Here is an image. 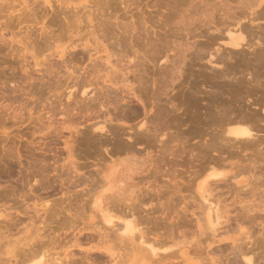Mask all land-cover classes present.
Returning <instances> with one entry per match:
<instances>
[{
  "label": "rangeland",
  "instance_id": "rangeland-1",
  "mask_svg": "<svg viewBox=\"0 0 264 264\" xmlns=\"http://www.w3.org/2000/svg\"><path fill=\"white\" fill-rule=\"evenodd\" d=\"M100 1H101V4L107 2V5L105 4V6H106L105 8H107V6H109L110 3L115 5V7H114V5L110 4L111 8L108 7V9H107L108 11H104V13L101 12V13L105 14L104 20H107L109 16L115 17V13L117 16L120 15V18H123V20L121 19L120 22H123V21L125 22V20L129 21V19L131 20V17L130 18L127 17V19H124L123 16H125L126 13L124 12L125 11L123 9L124 7L122 8V3L120 0H117L118 1L117 4H115V0H111L114 3L110 2L109 0H105V2H103L102 0H100ZM122 1H124V0H122ZM129 1L131 2L132 0H129ZM133 1H132V3H134V4L137 2L135 4V6L139 5L141 7L142 6L144 7L146 4H149L150 6L153 4L155 6L156 4H154V3H157L158 7H159V6H161L160 4H164V3L168 2V0H135L134 2ZM234 1L236 2V0H233L231 2H234ZM170 2H168V3H170ZM77 3H78V5H77ZM80 3L83 6L84 0H66V1L65 0H52L51 1V4L53 5V7H55V6L57 7L56 9L59 10V13H60V11L62 12L64 10V12L60 14L61 17H59L60 20L62 19V17L64 18V19H62V26H60L61 21H59V19L58 20L56 19V21H58V22H56L54 20L55 17H53V16H56L57 14L59 16L58 11L56 10L55 11L56 14H55V12H54L55 9H53V8H51V9L47 8L48 10H45V8L48 7V5L44 3V0H0V33H1L0 35L4 36V37H2L4 39V41L6 40L5 42H2V43L0 42V215L2 214V216L0 217V264H13V263L16 264V262H19V264H22V263H24L25 258L27 259L26 256L28 254H31L33 251L34 252L36 251V253H32L33 255H30V256L33 257V256H35V254L36 255L41 254V255H39L40 257H38V255H37V256H35V258H32L33 259L32 261L27 260V262H25V264H27V263H32V264L33 263H39V264L43 263L44 264L45 262H47V260L50 263V260L53 261V258L54 259L56 258L57 260L59 259L60 262H62V264H187L188 261L185 259L187 257H189V259H190V257H194L196 254V253H193V251H196V252L198 251L197 255L200 254L198 260H196L197 262L198 261H200V262H198V263L195 262V257H194L195 263H192L191 262L192 259H190V262H189L190 264L191 263L192 264H201V263L202 264H206V263L212 264L210 262L211 257H213L214 259L217 258L215 260H218V262L213 263V264H221L222 262H223L222 264H231V263L232 264H236V263L242 264V262H244V261H242L241 257H239V258L236 257L237 258L236 259L234 253H229V252H232V250L230 248V247H232L230 244V240H223L228 236V235H225L224 232H226V234H228L227 231H228V229L230 231V227H236L237 224H240V223H242V226L244 225L246 227V229H248L249 231H252L251 232V234H252L251 238L254 239V241L256 242V245L249 243L248 247L253 245L254 251L257 249L256 250L257 252L255 251V253L258 254V252H259V254H258L259 257L256 256V259H257L256 262H258V264H261V262L264 263V235H262V236L260 235L261 234V224H262L261 222L264 220V217L262 218L263 220L261 219V222L259 221L260 219L259 220L254 219V221H253V219L249 218L247 220V219H245L246 214L243 213V211L240 209L241 208L240 206H242V205L235 204L236 208L232 205L233 207L231 209L234 212L231 210V212H232L231 213L232 216H231V220H230L231 222L229 221V223H223V225L220 226V230H218V232H217L218 235L216 234L217 237H213L212 232L210 230L211 228H209L210 224L207 223L209 225L208 226L205 223L206 221H208L207 217H206V213L203 212L204 209H202L201 206L198 205V204L201 205L202 204L201 202L203 201L202 207L204 206V200L202 199V194H207L206 193L207 188H209L212 184H214L212 182L213 179L208 177V176L210 174H212L211 172L215 171L216 169L217 170L213 173L219 174L220 175L219 178L222 179V181H225L224 178H226V181L223 182V184L222 183L220 184L222 187L219 185L217 186L218 189L220 187L221 190L218 191L217 188L214 187V188H216L215 189L216 191H215L214 188H212L216 192V193L215 192H213V193H214V195L215 194L218 195V193H219V196L223 197V198H220L219 196L218 197L222 200H226V201H224L225 203H228L231 205L234 197H236L237 199L240 197L244 198L242 200H245V202L247 200L248 203H249V201H251L250 203H253L255 200L253 202H252V200L255 199L254 197H256L255 202L264 203V165H262V163L259 164V162L261 160L258 159L260 161L257 164V168L255 167L256 168V170H255L253 168V165L251 164L253 161H249L255 157V155H253V154L256 153V150L250 149V150H246V151L243 150L242 151V150L236 148V146L235 147L233 146L236 149H234L232 147L233 150L231 149V151L229 150L231 147H228V149L225 147V149H224L222 146V149H221V145H225V144L224 143L222 144L221 143L222 140H220L219 143L216 142V145H218V146L221 143L219 146L220 150L217 149V151H216V152H218V154L213 152L212 150H211L212 151L211 152L208 147H206V148L204 147L205 146L204 144L208 143L207 141L212 140V139L208 140V137L211 138L213 136V134H211L212 132L217 133L219 131L218 128H217L216 132H214L212 129H213V127H215L214 129L216 130V127H218V123L220 122V120H219L220 118H218L219 122L217 120L215 121V124L217 123L216 125L214 124L213 121L212 122H201L202 125L200 124V122L195 121V120H197V118H195L196 115L198 117H200L201 120H202V118L206 117L204 114V110H202V109L206 108V107L203 108L204 106L209 107L212 104L216 105L219 103H220L219 104L220 106L225 105L220 100H216L217 101V103H216V101L214 99L215 97L212 96V95H215V93H213V92L216 91V86H215L216 84H214V83L215 82L217 83V81H216L217 79L214 78L213 71H211V70H213V69L218 70L219 68L221 69V67L218 68V66H217V68H216V66L213 67L214 65L210 66L211 64H209L207 61L210 58V55L208 53L210 51L214 52L215 48H217L218 46H221V44L218 43L220 41L218 39H216V41H215L216 45H212L214 43V41L212 43V40L210 39L211 42H209V44H208V41H206V40H209V38L207 39V35L209 37V34H210V33H208V31H206V32L205 31H203V32L202 31H192V32L191 31L190 32L189 31H179L178 32V31H160L159 30V31H157L158 33L156 31H152V33H150L151 31L150 32L143 31V33H142V31L141 32L140 31H134L135 38L132 35L128 39H123L124 36H123V34L121 36V31H113V32L111 31L112 34L110 32L106 33V31H105L104 33L108 34L107 36H110V37L107 38V36H106V38H107L106 39L107 41H106L104 39V36H105L104 35L103 37H101V40H103V41L105 40L104 41L105 44L109 45L108 48L116 46L117 48H113V49H116L117 51L116 50H113V51H116V52L119 51L120 52V50L124 51V49H125V51L127 50L129 52L131 50L136 49V50H139V52H141L142 55H144L145 53L148 54V58H147V55H146V57L144 55L145 59H147L148 61H146L144 59V61L146 63L143 62L144 65H141V67L136 69L138 72L135 71V72L139 73L138 74L139 76L137 75L138 77L143 78L142 79L143 81L139 80V82H142V83L139 84L137 82V80L139 79L137 76L136 77L138 79H134V78H136L134 73L133 74L131 72L129 73V77L130 78L132 77L131 79H133V81L131 79L130 80L133 83H135L134 86L136 85L135 86L137 89L136 91L138 92V89L140 88L139 93H140L141 100L146 99V97H148L146 100H143L144 102L146 101V103H144L143 101H139L138 99L136 100V98H133L132 102H130V103H132V105H130V103H129L128 107L131 106L130 108H132L134 106L132 109L133 110L135 109L136 112H134L130 108L128 109V107L125 106L126 108L124 107V109H126L128 112L125 110L124 114L130 113V114H128L130 116V119H127V117H129L127 114H126L127 116L122 115L124 109L123 108L117 109L119 112H120V110H122V112H120V114L117 113L118 111L115 112V114L116 113L118 114L117 115L118 118L113 117V116H111V117H113V120L118 119V123H117V121H114V123L116 125L114 123L111 125L113 120H112V122H108V120H109L108 117H110V116L108 114H106V115H108V117L106 115L104 117L103 112H100L102 110L99 109L100 107L97 106L98 103L96 101H91V102L89 101L90 104H89L88 100L81 101V99H83L81 94L77 95V99L73 96L69 97L68 90L66 89V86L68 85L67 83L70 81V78H71L70 76L75 75L76 74L75 72L77 70H79L77 68L83 67L86 63H89L88 60H87L88 62L84 61V60H86V57H87L86 54L85 55L80 54L82 56V59H80V57H81L80 55H78V56L75 55L77 57V60L75 59L74 56H72V55L69 56L70 58L72 57L76 60V61L74 59L71 60L73 65L77 63L75 65V67L77 66L75 68V70H76L74 72L75 74L74 73L70 74V70L66 69V66H65L68 63H64L63 62L64 58H60V56L58 54V51H60L61 48L66 47V46H68V47L71 46V43H73V41H74L73 39L76 40L77 38H79L78 34H85L87 32V31H85L86 29L84 30L85 27L83 26V25H86V27H87V24L85 23L86 21H84L83 24L81 23V25H78L77 24L78 23L77 16L72 11V9L70 7V5H71L72 8L74 9L75 6L77 5L76 8L79 7L78 10H80V8H82V6H80L81 5ZM120 3H121V6L119 5ZM216 3L218 6L219 5L218 0H216ZM118 5L120 7H118ZM39 6H41V7H39ZM112 6L114 7V9L112 8ZM42 7H44V8H42ZM59 7H62L63 10ZM36 8H37V10H36ZM76 8L74 9V11L77 10ZM101 8L106 10L104 7H101ZM109 8H110V10H109ZM115 8H118V10ZM157 8H155V9H157ZM160 8H162L161 10L163 12L165 11L163 13L165 15H166L167 11L168 12L171 11L170 9L165 10L164 7H160ZM67 9L69 11L71 10L75 14L74 15L72 12L67 14V15L73 14L72 16H75L74 19L71 16H69V18L68 17L65 18V16H67V15H65V11L67 12ZM43 10H45V11H43ZM157 10L152 12L153 16L157 17L158 14L162 13L161 11H160V13H158L159 11H157ZM110 11H114L115 13L114 12L110 13ZM134 11H135V13H137L138 10H134ZM105 12H108V13H105ZM169 13H167V15ZM181 13H179V15H182V16L184 15V17L187 16L185 19L189 18L188 16H190V17L192 16L191 12L184 10V9H183V12L181 10ZM130 14L131 13H129V15ZM129 15L127 14L126 16H129ZM139 15H140V13L138 11V16ZM18 16H20V18L22 16L20 23H18ZM219 16H220V14H219ZM219 16H218V11H217L215 13V18L218 20ZM70 17L72 18L71 21L69 20ZM111 17H109L110 20H112L111 22H114L113 21L114 19H115V21L119 20V18H117V17H115V18H111ZM137 17H135V18L137 19ZM195 17L196 18L199 17V14L195 15ZM116 18L118 20H116ZM68 21H70V23L71 22L76 23V26H74V24H73V27L71 26L69 28L68 26L70 24L69 25L67 24V23H69ZM56 23H57V25H56ZM44 25H45V29L47 30V32L53 30L54 33H52V32L47 33V32L42 31ZM136 25H138V23ZM67 27L69 28V31H66L68 29ZM81 29L84 31H82ZM95 31L97 32V34L102 35L101 33L103 31H99V33H98V28H95ZM137 32H139V33H137ZM51 33H52V35H51ZM113 33L116 35H114ZM136 33H137V35H136ZM149 33H150V35L152 34L151 37L149 36ZM174 33H175V35H174ZM73 34H77V35H73ZM199 34H202V35L204 34V35L198 36ZM142 36L144 39L142 38ZM120 37H122V38H120ZM138 37H139V40H138ZM0 38H1V36H0ZM152 38L154 39L153 42H152ZM162 38H164V39H162ZM169 39H171V41ZM197 39H198V41H197ZM118 40L122 41V42H118ZM115 41H116V43H114V44H116V45L114 46V44H113L111 46L112 42H115ZM109 42H110V44H109ZM125 42H127V43H125ZM145 42H147V43H145ZM206 42L209 45L208 47H207ZM119 43L121 44L120 47L118 46ZM155 43H157L159 46L156 45ZM167 43L169 46L167 45ZM210 43H212V44H210ZM173 44H174L175 48H173L174 46L172 47ZM194 44H195V46H194ZM160 45H162V47H160ZM154 46H156V48ZM157 46L160 47V49ZM164 46L167 48V50H166V48H164ZM121 47H123V48L121 49ZM140 47H142V49ZM147 47H149V48H147ZM157 48H158L159 52H154L155 54L153 52H151V51H158ZM170 48L172 50H168ZM204 48H206V49H204ZM148 49H150V50H148ZM175 49L177 50V52ZM207 49H208V53L206 52ZM209 49H210V51H209ZM110 50H112V48ZM146 50H147V52H146ZM162 50L165 53H167L166 56H168V53H169V55L171 56V59H170V56H168L169 60H172L173 58H174V61L176 60L175 64H177V58L181 59V60L180 59L178 60V63L180 62V64H181V65L179 64L181 67H178V68H180V70L182 69L180 72H182L183 74L178 73L181 76H179L180 78L176 79V81L171 78L174 76V74L172 75V73L175 72L174 66H176V65L173 64L174 66L173 65L169 66V64H167V63L172 64L171 63L172 61L171 62L168 61L166 63L167 67H165V68H167V70L164 68V71L166 70V73L163 70H162L163 72L161 71L162 68H160V67L162 66V63H164V61H162L163 57L159 58V55H157V53L159 54ZM119 52L117 53L118 55H119ZM149 52L154 54V56H156V55L158 56V60H157V56L155 57V61H158L157 63H155V62L153 63L154 60L149 58V56H151V57L153 56V55H150ZM162 52H161L162 55L160 54V56H163ZM198 52L200 53V56H199L200 58L196 57L199 54ZM131 53H132V51H131ZM165 53H164V57H165ZM201 54H202V56H201ZM206 54H208L209 56ZM99 55L105 57L104 53H101ZM179 55H180V57H178ZM203 55H204V57H203ZM154 56H153V58H154ZM83 57H84V59H83ZM192 57H193V59H192ZM201 57L205 58V59L202 60ZM79 59L81 62L79 61ZM150 59L152 60V63H151ZM103 60H104V58L99 59L98 65L100 64V66H102V67L104 66L103 68H105L107 65L106 64L102 65V62L105 63V60L104 61ZM115 60L116 59L114 58L113 63L117 64V61H115ZM174 61H173V63H174ZM37 62L39 63L38 65H36ZM78 62L81 65L78 66ZM147 62H148V64H147ZM145 64H147V66ZM117 65H118L117 69H119L121 67L120 66L121 64H117ZM100 66H99V68H100ZM172 66H173V68H172ZM177 66H178V64H177ZM157 67H159L160 69ZM23 68L26 69L25 71L28 70L27 73H29V74H25L26 72L24 71ZM133 69H130V70H133ZM140 69H141V71H140ZM168 69H171L170 70L171 72L173 70V72L171 73ZM176 70L178 71L179 69H176ZM160 71H161V73H160ZM119 72H117V73L119 74ZM168 72L170 74H168ZM163 73H165V74H163ZM166 74H168V75L166 76ZM132 75H134V76H132ZM169 75H172V76H169ZM163 76H165V77L169 76V77L167 79H165V77H164V79H163ZM212 77L215 80L212 79ZM134 80L136 82H134ZM162 80L165 82L164 84L166 86H167L166 83L169 82L168 85L170 87L167 86V89H168V87L170 88L169 90H167L166 87H164V84H162L163 83ZM180 81H181V83H180ZM211 81H212V83H211ZM172 82L174 83V86L176 85L175 87H173ZM137 83L139 84V88H137L138 87ZM154 83L158 87H155L156 85ZM193 85H195V86L197 85L196 88H195V86L193 87ZM185 86H186V88H185ZM187 86L188 87L190 86L189 91H190V89L192 91H194L195 89H197V87L199 89L200 88L203 89V90L202 89L200 90V92L202 93V91H203V93L199 94V98L201 96L203 97V98L201 97L202 99L200 98L201 99L200 103H202V105L200 104L197 106L198 110L200 108L199 111L197 110V107L193 108L195 112L192 111L193 110L192 108L190 109L192 113L194 112V114L191 113L192 114L191 116L194 117L193 121H195L193 123L191 121L188 122L189 120L185 119V117H186L185 113L186 112L189 113L190 110L187 108H186V110H188V111H186L184 109H179L178 112L179 113L181 112V115H183L185 117L182 116L183 118L181 120L175 121L177 124L176 125L173 120H177V119H174L171 116V113H169V114L167 113L169 116H167V115L165 116V114H166L165 112L170 110L168 105H171L170 103L173 102L174 97H177V99H178L177 102L180 103L179 99L181 98V95L182 96L184 95L185 90L188 91ZM211 86L213 87V89ZM154 87H155V89H154ZM158 88H163V90H165V91H162L161 89L159 90ZM193 88H194V90H193ZM155 90H157V91H155ZM179 90H180V93H179ZM211 90H214V91L212 92ZM159 91L164 92L166 95L163 93L164 97L161 96L162 93H160ZM166 91H169L168 95H167ZM209 91L213 94L210 95ZM156 93H158V94H156ZM174 93H179V95L174 94ZM225 93H226L225 95L227 98L230 94H228L227 91H225ZM141 95L143 96V98ZM155 95H157V96H155ZM254 95H252V96H254ZM154 96L156 98L157 97L158 98L163 97L162 100L160 98L156 99L157 101L161 100L160 101L161 104L163 102L162 106H161V104H159L160 102H156V101L154 102V100H155ZM168 96H169V99H173L170 103H169L170 100L168 99ZM252 96L249 97L250 101L247 99L248 96H245L244 99H242V104H245L246 102L252 103L255 98H256L255 99V101H256L258 96H260V94H258V96L257 95H255L254 97H252ZM150 97H151V99H150ZM178 97H180V98H178ZM208 98H209V100H208ZM224 98H225V96H224ZM209 101L210 102L215 101V103L211 102V104H210ZM218 101H220V102L218 103ZM139 102L144 103L146 107L143 104L140 105L141 103H139ZM165 102H166V105L164 104ZM206 102L209 103L210 105H206L207 104ZM155 103H157L156 104L157 107H155ZM158 104L163 109V112L167 109V111L164 112L165 114H163V118L165 116L164 119L169 120L168 122L171 125V129L168 128L166 130V132L169 130L167 132V134L172 131L175 134V136L178 137V138H176L172 132L169 133L167 138L165 137L166 138L165 141L168 144L166 142L165 143L159 142V140H161V134H158V133H160V129L163 128V126L159 127V126H155L156 124H154L155 123L154 121H156V120H154L155 119L154 115L156 116L158 113L157 111L161 109V108L158 109ZM203 104H205V105H203ZM182 106H183V104L180 105L181 108H183ZM213 106L214 105H212V107ZM220 106L219 107L214 106V109L220 110L221 109ZM94 107H95V109H94ZM153 107H155V108H153ZM164 107H166V109H164ZM97 108L99 110H97ZM144 108L145 109L148 108V114H146L147 112L145 111ZM154 109L155 110L157 109L155 114H154V111H155ZM195 109L197 110V113H196ZM115 110H113L111 112L112 115H114L113 113ZM96 111H97V113H96ZM129 111H132L133 113L129 112ZM137 111L139 112L138 114H137ZM89 112L90 113L93 112V113L90 114ZM182 112H183V114H182ZM131 114H132V116H131ZM149 114H150L151 118L154 120V121L152 120L153 126H152V124H150L151 120H150ZM199 114H200V116H199ZM119 115H120L121 120L119 119ZM121 115H122V117H121ZM95 116H96V118H95ZM114 116H116V115H114ZM102 117H104V118L107 117V119H103ZM124 117L126 120H130V122L124 120ZM145 117H146V119H145ZM166 117H168V119ZM131 118H133V120ZM141 118H143V119L140 120ZM164 119H161V120H163V122H167ZM96 120H97V122H96ZM98 120H99V122L100 121L101 122L98 123ZM102 120L103 121L106 120L105 122H107V123L102 122ZM146 120H147V122L150 120V122H148V124H147V125H149L148 132H147L148 136L146 135L147 139L144 137V139H146V140H144V139L140 140L141 143L136 144L135 140H134L136 138L135 132H136V130L140 131L139 126L141 125L142 122H144ZM182 120H184V121H182ZM94 121L97 123V124L95 123L96 125H92L94 123ZM120 121H122V122H120ZM123 121H125V122H123ZM138 121H140V122L137 124ZM170 121H172L174 123H171ZM181 122H182V124H180ZM108 123L111 126H109ZM205 123H209V127H211V125H212V127L210 129H208L209 128L208 124L206 125ZM134 124H136L137 126ZM188 124H189V126H187ZM104 125H105V128L101 129ZM107 125H108V127H111V128H108ZM118 125L123 126V128L121 127L122 128L121 132L118 130L120 133L117 134L118 131H116L117 130L116 126H118ZM259 125H261V128L259 126L258 132L264 131V128H263L264 123H261V124L259 123ZM91 126L93 127L92 129L94 131L90 129ZM112 126L115 127L116 130L114 129V131H112V133H110L111 129L113 128ZM119 126H118V129H120ZM129 126H132L133 132L135 134L132 133V129H130L131 127L128 128V130H126L125 132L129 131L132 134H129V135L123 134L124 133L123 129L125 127H129ZM134 126H136V127H134ZM150 126H152L156 130L151 129L152 127L150 128ZM196 127L199 129L201 128L200 131H199V129L196 130L197 129ZM219 127H220V124H219ZM135 128H136V130H135ZM157 128H158L159 132L157 131ZM188 128L190 131L188 130ZM108 129H110V130H108ZM125 129H127V128H125ZM149 129H151V131ZM191 129H193L194 131L193 130L191 131ZM261 129H263V130H261ZM90 130L93 132H96L98 134V136L96 133H95L96 137L93 136L94 133H93V135H91L92 132ZM106 130H108L109 132H106ZM152 130L155 132L152 133ZM195 130H196V133H194V135H192V133L195 132ZM97 131L100 132L101 134L104 131L106 134L103 133V136H102ZM149 131L153 135L157 134L158 136L157 135L156 136L159 137L158 138L159 140L155 136L157 141L155 139V141L149 142V140H154V138H155V137H152V134ZM161 131H163V130H161ZM114 132H116V133L113 137H115L116 135H118V137H119L120 136L119 134H121L122 132L123 133L121 134V136L123 135L124 137H126V138H124L125 139L124 141H123V137L122 138L120 137L119 139H118V137L115 138L114 143L112 142V144L115 145L116 144L115 141H116L117 144H119L118 147H116L114 145L112 146V144H111V141H113V139H112L113 137H110V136H112ZM129 132H127V133H129ZM163 132H165V130ZM187 132L190 133V136L192 135L194 137L193 138L191 137L192 138L191 139L189 134H187ZM100 135L102 136V138L100 137ZM130 135L131 136L135 135V136L134 137L132 136L133 137L132 138ZM180 135L183 137V139L181 138ZM108 136H109V138H107ZM149 136H151V137H149ZM169 136H171V138H173V140H175V141L173 142V140L171 138L169 140L168 139ZM148 137H149V140H148ZM105 138L109 139L110 142L105 140ZM188 138H190V139H188ZM120 139H121V142L119 141ZM128 140H129L130 144H132L131 148L133 145L135 146V144H136V148L138 147L139 149L143 148V144L147 145L146 147L144 146L146 149L145 150V156H143V154H142L143 152H141V151H144L143 150L144 148L141 150H137L136 148H134V149H136V151L132 150L133 148L131 149L129 147L130 144L127 143ZM133 140H134V142H133ZM171 140H172V143H171ZM122 141L124 143H122ZM131 141H132V143H131ZM137 141L138 140H136V142ZM108 142L110 143V145L108 144ZM198 142H200V144H198ZM212 142H215V141L212 140L211 143ZM133 143H135V144H133ZM147 143L149 144V146ZM151 143L154 145H152ZM179 143H181V144H179ZM211 143H208V144H211ZM107 144L109 145L108 146L109 150L106 149ZM124 144L125 145L127 144L126 146L129 149L125 148L126 146H124V147L122 146V149L120 148L121 149L120 150L119 149L120 145H124ZM128 144H129V146H128ZM165 144H167V145H165ZM195 144H196V146L197 145L199 146L201 144L204 145L201 147L199 146L200 149L202 147L205 148L206 151L209 152V154L207 152H205L204 153L205 155H203V153H202L203 148L201 149L202 150L201 152L198 151L199 147L196 149L193 148L192 146H195ZM237 144H239V143H237ZM162 145H164V148L166 150H168L167 152H169V155L166 154L167 152L164 153V151H166V150L163 148ZM173 145H176V146H173ZM185 145H186V147H184ZM68 146L74 148L72 153L69 150ZM100 146H102L101 147L102 150L100 149V151H99ZM225 146H227V145H225ZM170 147H174L173 149H177L176 151H181V154L183 153L182 156L178 155L174 159V155L175 154L177 155V153L180 154V152H176L175 150H172V148H170ZM262 147L263 148H261V149H264V145ZM123 148L125 149L124 151H122ZM183 148H185V150H183ZM207 148L209 149V151L207 150ZM94 149H96V151L98 150L99 152L98 151L96 152ZM130 149H131V151H130ZM187 149L190 151L186 153ZM205 149H204V151H205ZM106 150H108L109 153H108V151L105 152ZM126 150H128V151H126ZM169 150L173 151V152L175 151L174 155H171ZM138 151L141 153H139ZM193 151H195V152H193ZM232 151H234V152L235 151L236 152L242 151V152H240L241 155L237 152L239 154L238 155L237 153L233 154L234 152H232ZM253 151H255V153H253ZM210 152H211V157H210ZM223 152L225 154L224 155L225 157L228 156L229 152L230 153L232 152L231 156H234L235 159L231 156H230L231 158H229V156H228V158H225L224 156H221V157L218 156L220 154L222 155ZM249 153H250V155L252 153V155L254 157L252 155L250 156ZM69 154H70V156H69ZM118 154H119V156H118ZM121 154H124V155H121ZM139 154H141V155H139ZM196 154L200 155V157L198 155H197L198 156L197 157ZM207 154L209 155L210 159L214 158V156L216 154L214 160H212L213 163H211V162L208 163L209 164V165L207 164L208 166L206 165V161H210V159H209ZM247 154H248L247 157L249 158V160L246 161V160H244V158H246ZM201 155L205 159L202 158V160H200ZM206 155H207V158L209 160H207ZM235 155H236V157L238 156L239 158L238 157L236 158ZM111 156L112 157L116 156V158L112 159ZM131 156L134 157L138 161V163L141 164V166H142L141 169L137 172H124L120 166H119V168L117 167L115 170V176H117L116 178L118 179L116 182L117 185L110 189L109 186L105 182H103V181H105V178H106L104 176L103 170L106 169L108 166H111L113 164L114 160L122 161L125 158L131 157ZM149 156H151L150 160H149ZM249 156L252 158L250 159ZM101 157L102 158L104 157V159L105 158H107V159L103 160V159H101ZM152 158L154 160H152ZM172 158L174 159V161ZM217 158H218V161L220 163L217 160H216L217 162L215 161V159H217ZM221 158H223V159L225 158L227 163L223 162L224 160H222ZM248 158H246V159H248ZM229 159H230L231 165L229 163ZM242 159H243V161H241ZM98 160L103 161V163L99 162L100 164L102 163L101 166L99 165ZM237 161L238 162L240 161L239 162L240 165L243 164L242 167L240 166L241 168H245L249 164H250V166L252 165L251 166L252 170L249 169L250 166H248L249 170H247V168H245L246 172L248 171L247 173H249V174H247L245 171H244V173L239 172V174H241V175H239L238 173L237 174L234 173L235 171L238 172L239 170L240 171L245 170V169L242 170L241 168L238 167L239 163ZM248 161H249V164H248ZM74 162H75V164H74ZM215 162H216V166H215ZM221 162H222V164L224 163L225 165L226 164L228 165V163H229L230 166L226 165V167H225L223 164V166L221 165V167H220L219 164H221ZM236 162H237V164H235ZM243 162L247 163L248 165L245 164L246 165L245 166ZM173 163H174V165H173ZM151 164H153V166ZM197 164L198 165L199 164L200 165L205 164L209 169L207 168V170L204 171L205 169L203 170V168H201L202 169L201 170L200 168H198L200 165L198 166ZM149 166H150V168H149ZM194 166H196V169H200L202 172L204 171V173H202V174L200 173L201 176L199 177V183L206 181L204 183L203 188H201L199 186L197 188L195 184L192 185V182H190V179H192L191 176L194 174V173H192V171L196 170ZM217 166H219V167H217ZM235 166H237L239 169ZM74 167H76V168H74ZM151 167H153V170L151 169ZM173 167H176V168H173ZM192 167H193V169H192ZM203 167L206 168L204 165H203ZM97 168L98 169L100 168V170H99L100 173L103 172V174H101V175L98 174L100 177L99 176L96 177V174L98 171ZM148 168L150 169V173H148L149 172ZM213 168H214V170H213ZM236 168L238 169V171L236 170ZM74 170H76L77 172ZM143 170L147 171V173ZM172 170H177V171L172 172ZM169 171H171L172 173H169ZM250 171L253 172L254 174L251 173ZM174 172H176V175ZM232 173L235 174V175H233L235 177L230 178V175H232ZM250 173L253 174L252 177L250 176L251 175ZM141 174H143V176H144L143 180L141 179L142 178ZM147 174H149V175H147ZM189 174H191V176ZM228 175H229V177H227ZM236 175L237 176L239 175L240 177L239 176L237 177ZM254 175L256 178L259 177L260 182L256 178L252 179L254 177ZM135 177L137 178L136 180H135ZM236 177L238 179L244 178V177L245 178L243 179L244 181L238 185L236 183V180H237ZM248 177H250V178H248ZM95 178L96 179L102 178L101 181L97 180L96 183L101 182L103 184L100 185L98 183L95 184V182H92L93 181L92 179L95 180ZM227 178L228 179L230 178L231 180H228ZM123 179H125V180H123ZM251 180H253V183L255 182V180L258 181V182H255L257 187L255 184L250 183ZM127 181H130V182H128V184H127ZM222 181H220V182H222ZM230 181H232V182H230ZM226 182H227V184H229L228 182H230V183L234 182L233 183L234 187L232 186V184L230 186V188H232L231 190L233 191V192L230 191L231 194L228 193L229 188L227 189V186L229 187V185H226V186L224 185V184H226ZM247 182H249V184L252 185V186L250 185L252 188L256 187L258 189V191H255L256 196H254V194H252V192H250V190H249L250 194L245 192L244 188H243L244 191H242L243 194H241L242 192L239 191L241 189L238 188V186L242 187V185L246 184ZM174 183H176L175 184L176 187L173 185ZM235 183L237 186L234 185ZM92 185L93 186H95V185L102 186V187L99 186L98 189H97V187H95L96 188L95 192L92 190L94 192L93 196L97 195V194L98 195H105L104 211L106 210L105 214L112 217L113 222L111 224L105 223L103 221L101 215L98 214L96 211H94V209H92V207L90 205V203L92 201L90 198V197H92V194L90 191H91V189L94 188V187L92 188ZM118 185L124 186V191H122L123 193L122 192L118 193V191H119ZM139 186H140V188H139ZM141 186L143 187V189L141 190V194L146 193V196L143 195L144 200L142 199V202H144V203H142V202L138 203V201L141 199L142 195H139L140 197L136 195V194H138V190L141 189ZM149 186H150L151 190L148 189ZM250 186L247 188V190L250 188ZM173 187L175 188V190L173 189ZM200 189H201V191L202 190L203 191L201 192ZM209 189H211V187ZM237 189H239V190H237ZM170 190H172L174 193ZM142 191H144V192L146 191V192L144 193ZM208 191H210V190H208ZM217 191H218V193H217ZM234 191L239 192V194H237V195L240 197H237ZM172 193L175 195H173ZM233 193H234V195H233ZM89 194H91V195H89ZM139 194H140V192H139ZM221 194L223 196H221ZM251 194L253 196H251ZM151 197H154V198H151ZM241 198H240V200H241ZM112 200L114 203L116 202L115 200H117L118 203L117 202L116 203L118 204L119 208L115 207L116 210L114 208V209H112V212H111V208H109V207L113 208V205L114 206L117 205V204L115 205L112 202ZM194 200H196V201H194ZM110 202H112L113 205ZM48 203H50L49 208H48V206H49ZM137 203L141 204L142 206H139ZM45 204H48V206ZM123 204H125V206L127 205L128 207L126 206L124 208ZM134 204H136V206ZM52 205H53V207L51 208ZM120 205L123 206V209H121L122 206L120 208ZM133 206H135V207H133ZM198 206L200 207V209H202L203 216L205 215L204 217L206 218V221L204 219L200 221L201 224L202 225L204 224L205 226H201L200 223H199L200 226L198 224H196V223H198L197 222L198 219H200V217L202 216V212H201V210H199ZM126 208H131V211H132V209L136 208V210H133L132 213L130 212V209L128 211V213L132 214V217H131V215L130 216L128 215V213L126 212L127 211ZM137 208H139V209H137ZM117 210L123 211V213H124L123 215L125 217L122 215V212L119 213ZM134 211H136L137 214L134 213ZM193 212H195L196 217H195V215L193 216V214H194ZM125 213H127V215ZM120 215H122L123 217H121ZM134 215L135 216L138 215L137 218ZM134 217L136 219H134ZM115 218H116V220H115ZM142 218H143V220H142ZM98 219H100V221L102 223ZM125 219L126 220H128V219L132 220L134 222V226H136V228H135L136 230L133 231L134 236H132V238L130 237L131 234H129V235L125 234L122 230L123 227H120V223L119 224L117 223V222H121V226H123L122 225L123 220H125ZM137 219H138V221H137ZM244 219H245V221H244ZM250 219L252 222H250ZM190 220H192V221H190ZM93 224L95 226H93ZM96 224H98V225H96ZM102 224H103V227L105 226V228L107 227L106 229L109 230V231L108 230L106 231L108 233L105 234V236H103V237H102V232H105V228L100 229L98 227L100 229V230H98V228L96 227V226H102ZM116 225H118V227H120L121 230H118L119 228L117 229ZM206 226H208L207 227L208 229L206 228ZM138 227L139 228L142 227L143 230H142V228L139 229ZM201 227H203V228H201ZM112 228L114 230L116 228L117 230H115V231L113 230L114 232H111ZM145 230H146V232H144ZM118 231H119V233H118ZM134 232H138V234L137 233L135 234ZM139 232L140 233L144 232L145 233V234L143 233L144 237H147L148 239H149V237L151 238V239H149L151 241L145 240L146 245H151L152 247L154 246L153 248L156 250V252L158 251L157 252L158 254L156 253V255H154L152 253V251H150L149 249L146 251V248H150V246H146L145 244H144L145 247H142V248H145L143 251L142 250L137 251L138 249L136 248V246H137L136 244L138 243L139 249L141 248V247H139V245L141 246V244H142V243L140 244V242L138 241V240H140V238H139L140 233ZM201 232H202V234L200 235L199 233H201ZM220 232H222V233H220ZM120 234H123V235H122L121 239H118L120 237ZM135 235H137V236L139 235L138 238H137V236L135 237ZM116 236H117V238H116ZM123 236L128 237L129 240L132 239V240H130V243L128 242L129 240L125 237H124L125 238L124 239ZM100 238H102V239H100ZM122 239H123V241L127 239L128 240L127 243H125V241H124V243H123V241H122V243H120ZM154 239L156 240V243H157L156 247H155V245H152V242H154L153 241ZM220 240H221V242H220ZM132 241H133V243H132ZM181 241H184V242H181ZM180 242H181L182 246L177 245V244H180ZM185 242H187V243H185ZM128 243L130 245L132 244V246H134L133 244L136 243L135 247H134V248H136V251L135 250L132 251L133 247L132 246L130 247V245H128ZM148 243H151V244H148ZM174 243H176V244H174ZM183 243H185L187 246ZM124 244L127 246L125 247ZM162 245H164V246H162ZM96 246H99V247L101 246L102 250L100 248H97ZM102 246L103 247L106 246V250H103L105 247L102 248ZM142 246H143V244H142ZM198 246H200L201 248ZM107 247L109 248V250H110V248L112 250H110V252H108L109 250H107L108 249ZM158 248L159 249L161 248L160 252H159ZM162 248H164L165 250H167L168 248H170L168 250L173 249L171 251V253L174 255V257L171 256L172 254L170 253V251L167 250V252H164L165 250H163ZM182 251L186 252V256H183ZM147 252L151 253V254H148ZM163 252H164V254H162ZM13 253H14L15 258H12V257H14ZM165 253L168 256H166ZM188 253H189V255H187ZM208 253H210V254H208ZM260 253H261V255H260ZM169 254H171V255H169ZM112 255L114 256L115 259L113 258ZM164 255H165V257L163 259ZM197 255H196V258H197ZM17 256H18V258H17ZM161 256H162V258H161ZM157 257L160 259L158 260ZM30 258L31 257H29V259ZM45 259H46V261H45ZM220 259L223 261H221ZM9 260L10 261L12 260V263ZM201 260H203V261H201ZM219 260L221 262H219ZM229 262H231V263H229ZM233 262H236V263H233ZM243 264H245V263H243Z\"/></svg>",
  "mask_w": 264,
  "mask_h": 264
},
{
  "label": "bare ground",
  "instance_id": "bare-ground-1",
  "mask_svg": "<svg viewBox=\"0 0 264 264\" xmlns=\"http://www.w3.org/2000/svg\"><path fill=\"white\" fill-rule=\"evenodd\" d=\"M52 1V0H51ZM51 1L50 0H44V3L45 4H47L48 5V7H46L45 8V10H48L47 8H53V9H55L54 10V12L57 10L58 11V13H59V10L58 9H56L57 7L55 6V7H53V5L51 4ZM66 1V0H65ZM103 2H105V0H102ZM110 2H113V1H111V0H109ZM121 1V3H122V8L125 10L124 12L126 13L125 14V16L128 14L129 15V13H131L129 16H123L124 17V19H127V17L128 18H130L131 17V20L129 19V21H126L125 20V22L123 21V22H120V20L122 19L123 20V18H120V15H116V13L114 12V11H110V13L111 12H114L115 13V17H117V18H119V20L116 18V20H118V21H115V19L113 20L114 22H111L112 20H110V18L109 17H111V16H107L108 17V19L107 20H104L105 19V14H103L104 13V11H108L107 9H108V7H110L111 8V6H110V4L111 5H114V4H112V3H108L109 4V6H107V8H105L106 6H105V4L107 5V2H105V3H102L101 4V1L100 0H84V4H83V6H82V4L80 5V6H82V8H80V10H78L79 9V7H77L76 8V6L78 5V3H77V5L75 6V8L78 10H76V11H74V9L72 8V6L70 5V7H71V9H72V11L76 14V16H77V21H78V25H81V23L83 24V22L84 21H86L85 23L87 24V27H86V25H83L84 27V30L85 31H87L85 34H78L79 35V38H77L76 40L75 39H73L74 41H73V43H71V46H66V47H63V48H61L60 49V51H58V54H59V56H60V58H64V60H63V62L64 63H68L67 65H65L66 66V69H69L70 70V74L71 73H74L76 70H75V68L77 67H75V65L77 64H74L73 65V63H72V59H74V58H70L69 56H74L75 57V59L77 60V57L76 56H78V55H80V54H86V60H84V61H89V63H86L83 67H80V68H77V69H79V70H77L74 74L75 75H71L70 77V81L67 83L68 85L66 86V89L68 90V94H69V97H71V96H73V97H75L76 99H77V95L78 94H81L82 95V98L83 99H81V101H86V100H88V102L90 101H96L98 104H97V106H99L100 108V110H102V111H100V112H103V115H104V117H105V115L106 114H108L110 117L111 116H113V117H116V118H118L117 117V113H119L120 114V112H122V110H120V112L117 110V109H124V107L125 106H127L128 107V104L130 103V102H132V100H133V98H136V100L138 99L139 101H143V100H146L148 97H146V99H142L141 100V97H140V88H139V84L140 83H142V82H139V80L140 81H143L142 79V77L140 78V77H138L139 75V73H137L138 71L136 70L137 68H139V67H141V65H144V63L143 62H145L144 61V59H145V57H146V55H147V58H148V54H144L145 55V57H144V55H142L141 54V52H139V50H136V49H134V50H131L132 51V53H131V51H125V49H124V51L123 50H120L119 48V50H120V52H119V55L117 54L118 52H116L117 50L116 49H113V48H117L115 45L116 44H114V43H116V41L115 42H112V44H111V46L114 44V46L115 47H111L112 48V50H110L111 48H108L109 47V45L108 44H105V40L108 38V37H110V36H107L108 34H106V33H111V31L113 32V31H121V36H122V34H123V36H124V38L123 39H128L129 37H131L132 35L134 36L135 34H134V31H142V33H143V31H147V32H150V33H152V31H208V33H210L209 34V37H208V35H207V39L209 38V40L211 39L212 40V43H213V41H214V43L212 44V43H210V44H212V45H216V43H215V41H216V39H218L220 42H218L219 44H221V46H218L217 48H215L214 49V52H211L210 51V49H209V53H208V49H207V53L210 55V58H209V60H207L208 61V63L209 64H211L210 66H212V65H214L213 67H215L216 66V68H217V66H218V68L219 67H221V69L219 68L218 70L216 69V70H211V71H213V74H214V78L215 79H217L216 81H217V83L215 82L214 84H216L215 86H216V91L215 92H213L214 90H211L213 93H215V95H212V96H214L215 98V101L216 100H220V101H222V103L223 104H225L224 106H220L219 104V102L220 101H218V103L219 104H212V105H214V106H220L221 107V109L220 110H215L214 109V106L212 107V105L211 106H209V107H207V106H204L203 108H205V109H202V110H204V114H205V116L206 117H204V118H202V120L200 119V117H198L197 115V117L195 116V118H197V120H195L196 122H200V124H201V122H214V124H215V121L217 120L218 121V118H220L219 120H220V122L218 123V127H216V130L214 129L215 127H213V131L214 132H216L217 131V128L219 129V131L217 132V133H211V134H213V136L211 137V138H209L208 137V140H210V139H212L213 141H215V142H212L211 143V141H207L208 143H211V144H208V143H205L204 145H199L200 147L201 146H204L205 148L206 147H208L209 149H210V151L212 150L213 152H215V153H217L218 154V152H216L217 151V149H219V146H220V144L222 143H224L225 145H227V146H225V145H221V149H222V146H223V148L225 149V147L228 149V147H231L229 150L231 151V149H232V147L234 146H236V148H238V149H240V150H250V149H254V150H256V153H255V151H253V153H255V154H253V155H255V157L252 155V153H251V155L254 157L253 159H251L252 157H250L251 155H250V153H249V157H250V159L251 160H249V158L247 157L248 156V154L246 155V158H248V159H246V158H244V160H249V161H253L251 164L253 165V168L256 170V168H257V164H258V162H259V164L260 163H262V165H264V149H261V148H263L262 146L264 145V131H261V130H263V129H261L260 131L261 132H258V130H259V126H260V128H261V125H259V123L261 124V123H264V0H236V2L234 1V2H231V1H233V0H218V6H217V3H216V0H168V2H170V3H168V2H166V3H164V4H160L161 6H159L158 7V4L157 3H154V4H156L155 6L153 5H149V4H146L144 7L142 6H139V5H136L135 6V4L137 3H132V1L130 2L129 0H124V1H122V0H120ZM135 1V0H134ZM133 1V2H134ZM130 2V3H129ZM67 3V2H66ZM76 3V2H75ZM114 3V2H113ZM118 3V1L117 0H115V4H117ZM121 3L119 4L120 6H121ZM149 3V2H148ZM160 3V2H159ZM125 4V5H124ZM68 5V4H67ZM103 5V6H102ZM118 5V7H120ZM163 5V6H162ZM46 6V5H45ZM39 7H41V6H39ZM65 7V6H64ZM101 7H104L106 10H104L103 8H101ZM114 7H115V5H114ZM114 7L112 6V8L114 9ZM117 7V6H116ZM158 7V8H157ZM160 7H164L165 8V10H168V9H170L171 11H167L166 12V15H167V13H169L167 16L165 15V14H163L164 12L161 10L162 8H160ZM42 8H44V7H42ZM59 8H61L62 10H63V8L62 7H59ZM110 8H109V10H110ZM155 8H157V9H155ZM163 8V9H164ZM33 9V8H32ZM52 9V10H53ZM60 9V10H61ZM115 9H117L118 10V8H115ZM183 9L184 10H187V11H189V12H191L192 13V16L190 17V16H188L189 18H187V19H185L187 16H185L184 17V15L182 16V15H179V13H181V10H182V12H183ZM34 10V9H33ZM32 10V11H33ZM36 10H37V8H36ZM45 10H43V11H45ZM102 10V11H101ZM134 10H138L139 11V13H140V15L138 16V11H137V13H135V11ZM155 10H157V11H159L158 13H160V11L162 12L161 14H158L157 15V17L156 16H153L152 15V12L153 11H155ZM218 11V16H219V14H220V16H219V19L217 20L216 18H215V13ZM35 11V10H34ZM71 10L69 11L68 9H67V12L65 11V15H67V14H69L70 12H72ZM116 11V10H115ZM134 11V12H133ZM64 12V10L61 12L60 11V13H59V16H58V14L56 15V16H53V17H55L54 18V20L56 21V19L58 20L59 19V17H61V13H63ZM72 12V13H73ZM101 12H103V13H101ZM73 13V14H74ZM105 13H108V12H105ZM55 14H56V12H55ZM73 14H70V15H67V16H65V18L66 17H68L69 18V16H71V17H73V19L75 18V16H72ZM74 14V15H75ZM113 14V13H112ZM124 14V13H123ZM136 14V15H135ZM182 14V13H181ZM199 14V17H195V15H198ZM111 15V14H110ZM122 16V15H121ZM138 16V17H137ZM70 17V21H71V18ZM104 17V18H103ZM106 17V18H107ZM114 16H112L111 18H115ZM135 17H137V19L135 18ZM203 17V18H202ZM21 18H22V16H21ZM21 18H20V16H18V23H20L21 22ZM200 18V19H199ZM62 19H64L63 17H62ZM62 19L60 20L59 19V21H61L59 24H60V26H62ZM68 20V19H67ZM54 21V22H55ZM64 21V20H63ZM70 21H68L69 23H67L69 26V28L72 26L73 27V24H74V26H76V23H73V22H71L70 23ZM76 21V22H77ZM56 22H58V21H56ZM138 23V25H136ZM64 24V23H63ZM72 24V25H71ZM56 25H57V23H56ZM66 25V24H65ZM59 27V26H58ZM67 27V28H68ZM81 27V26H80ZM47 28V27H46ZM69 28L66 30V31H69ZM82 28V27H81ZM88 28V29H87ZM95 28H98V33H99V31H103L101 34L102 35H99V34H97V32L95 31ZM61 30V29H60ZM82 30V29H81ZM84 30H82V31H84ZM42 31H44V32H47V30L45 29V25L43 26V30ZM80 31V30H79ZM106 31V33H104ZM50 32H52V33H54L53 32V30L52 31H49V32H47V33H50ZM123 32V33H122ZM155 32V33H156ZM46 33V34H47ZM52 33H51V35H52ZM115 33V32H114ZM113 33V34H114ZM117 33V32H116ZM120 33V32H119ZM137 33H139V32H137ZM137 33H136V35H137ZM150 33H149V36L151 37L152 36V34L150 35ZM158 33V32H157ZM183 33V32H182ZM188 33V32H187ZM1 34V33H0ZM112 34V33H111ZM148 34V33H147ZM178 34V33H177ZM180 34V33H179ZM193 34V33H192ZM198 34V33H197ZM73 35H77V34H73ZM72 35V36H73ZM105 35V36H104ZM114 35H116V34H114ZM119 35V34H118ZM174 35H175V33H174ZM187 35V34H186ZM200 35H202V34H199L198 36H200ZM204 35V34H203ZM202 35V36H203ZM1 36V38L2 37H4L3 35H0ZM104 36V41L103 40H101V37H103ZM106 36H107V38H106ZM141 36V35H140ZM185 36V35H184ZM195 36V35H194ZM146 37V36H145ZM191 37V36H190ZM0 38V42L2 43V42H5L4 41V39L2 38L1 39ZM119 38V37H118ZM120 38H122V37H120ZM134 38H135V36H134ZM137 38V37H136ZM142 38H143V36H142ZM112 39V38H111ZM110 39V40H111ZM141 39V38H140ZM144 39V38H143ZM149 39V38H148ZM157 39V38H156ZM162 39H164V38H162ZM109 40V41H110ZM121 40V39H120ZM138 40H139V37H138ZM153 38H152V42H153ZM170 41H171V39H169ZM200 40V39H199ZM209 40H206V41H208V44H209V42H211V40L209 41ZM107 41V40H106ZM125 41V40H124ZM162 41V40H161ZM165 41V40H164ZM174 41V40H173ZM197 41H198V39H197ZM203 41V40H202ZM118 42H122V41H119L118 40ZM151 42V41H150ZM151 42V43H152ZM156 42V41H155ZM168 42V41H167ZM201 42V41H200ZM199 42V43H200ZM107 43V42H106ZM125 43H127V42H125ZM130 43V42H129ZM145 43H147V42H145ZM171 43V42H170ZM196 43V42H195ZM198 43V42H197ZM8 44V43H7ZM109 44H110V42H109ZM123 44V43H122ZM156 45H158L157 43H155ZM161 44V43H160ZM206 44H207V42H206ZM207 44V47L209 46ZM70 45V44H69ZM120 43L118 44V46L120 47ZM134 45V44H133ZM148 45V44H147ZM146 45V46H147ZM150 45V44H149ZM153 45V44H152ZM167 45H168V43H167ZM203 45V44H202ZM58 46V45H57ZM130 46V45H129ZM151 46V45H150ZM149 46V47H150ZM159 46V45H158ZM157 46V47H158ZM169 46V45H168ZM171 46V45H170ZM174 46V44L172 45V47ZM194 46H195V44H194ZM201 46V45H200ZM59 47V46H58ZM126 47V46H125ZM149 47H147V48H149ZM155 48H156V46H154ZM160 47H162V45H160ZM160 47H158L159 49H160ZM180 47V46H179ZM187 47V46H186ZM203 47V46H202ZM206 47V46H205ZM206 47V48H207ZM123 47H121V49H122ZM129 48V47H128ZM131 48V47H130ZM141 49H142V47H140ZM154 48V49H155ZM158 48H157V50H158ZM164 48H166L165 46H164ZM163 48V49H164ZM173 48H175V46L173 47ZM178 48V47H177ZM188 48V47H187ZM196 48V47H195ZM206 48H204V49H206ZM162 49V48H161ZM192 49V48H191ZM197 49V48H196ZM74 50V51H73ZM113 50H116V51H113ZM148 50H150V49H148ZM156 50V49H155ZM166 50H167V48H166ZM165 50V51H166ZM168 50H172L171 48L170 49H168ZM176 50V49H175ZM145 51V50H144ZM163 51V50H162ZM161 51V52H162ZM187 51V50H186ZM185 51V52H186ZM198 51V50H197ZM203 51V50H202ZM146 52H147V50H146ZM151 52H159V50L158 51H151ZM161 52L158 54L157 53V55H159V58L160 57H163V60L162 61H164V63H162V66L160 67V68H162L161 69V71L163 70L164 71V68L165 67H167V65H166V63L169 61V62H171L172 64H170V63H167V64H169V66L170 65H176V66H174V71L175 72H173V70H172V72L170 71L172 68H173V66H172V68L171 69H168L171 73H172V75L174 74V76L173 77H171L173 80H175L176 81V79H179L180 77L179 76H181V75H179V74H181L182 72H180L181 70H180V68H178V67H181L180 65V62L178 63V60L180 59V58H177V64H178V66H177V64H175V62H176V60L174 61V58L172 59V60H169L168 58V56H170L169 55V53H168V56H166V54L167 53H165L164 51L162 52L163 53V56H160V54H161ZM176 52H177V50H176ZM184 52V53H185ZM192 52V51H191ZM101 53H104L105 54V57H103V56H100L99 54H101ZM150 53V52H149ZM164 53H165V57H164ZM199 53V52H198ZM197 53V54H198ZM202 53V52H201ZM74 54V55H73ZM155 54V53H154ZM154 54H152V53H150V55H153L154 56ZM208 54H206V55H208ZM76 55V56H75ZM156 55V56H157ZM162 55V54H161ZM173 55V54H172ZM176 55V54H175ZM174 55V56H175ZM205 55V54H204ZM204 55H203V57H204ZM208 55V56H209ZM81 56V55H80ZM153 56L151 57V56H149V58H151V59H153L154 61H153V63L155 62V63H157L158 61H155V57L156 56H154V58H153ZM200 56V53L198 54V56H196V57H199ZM201 56H202V54H201ZM178 57H180V55L178 56ZM102 58H104V60H105V63H103L102 62V65L103 64H106L107 66L105 67V68H103L102 66H100V64L98 65V63H99V59H102ZM116 59L115 61H117V64H121L120 66V68L119 69H117L118 67V65L117 64H114L113 63V59ZM200 58V57H199ZM198 58V59H199ZM202 58V57H201ZM74 59V60H75ZM80 59H82V56L80 57ZM80 59H79V61H80ZM83 59H84V57H83ZM150 59V60H151ZM170 59H171V56H170ZM185 59V58H184ZM192 59H193V57H192ZM197 59V60H198ZM203 59H205V58H202V60ZM207 59V58H206ZM75 60V61H76ZM103 60V61H104ZM146 61H148L147 59H145ZM157 60H158V56H157ZM160 60V59H159ZM181 60V59H180ZM183 60V59H182ZM83 61V60H82ZM87 61V62H88ZM173 61H174V63H173ZM184 61V60H183ZM196 61V60H195ZM200 61V60H199ZM81 62V61H80ZM116 63V62H115ZM143 63V64H142ZM146 63V62H145ZM151 63H152V60H151ZM205 63V62H204ZM39 63L37 62L36 63V65H38ZM147 64H148V62H147ZM147 64H145L146 66H147ZM180 64V65H179ZM79 65H81L79 62H78V66ZM155 65V64H154ZM161 65V64H160ZM99 66H100V68H99ZM145 66V67H146ZM149 66V65H148ZM164 66V67H163ZM205 66V65H204ZM209 66V67H210ZM25 67V66H24ZM143 67V66H142ZM134 68V69H133ZM157 68H159V67H157ZM159 68V69H160ZM169 68V67H168ZM205 68V67H204ZM212 68V67H211ZM24 69V68H23ZM118 71H117V70ZM121 69V70H120ZM130 69H133V70H130ZM142 69V68H141ZM141 69H140V71H141ZM158 69V70H159ZM166 70H167V68H165ZM176 69H179L178 71L176 70ZM208 69V68H207ZM26 69H24V71H25ZM68 70V71H69ZM116 70V71H115ZM139 70V69H138ZM145 70V69H144ZM166 70L164 71L165 73H166ZM205 70V69H204ZM220 70V71H219ZM121 73H120V72ZM135 71H137V72H135ZM139 71V72H140ZM147 71V70H146ZM161 71H160V73H161ZM162 71V72H163ZM26 72V73H25ZM24 73L25 74H29V73H27L28 72V70L27 71H25ZM117 72H119V74L117 73ZM134 73L135 74V77L136 78H134V79H138L137 80V82L139 83H137V85H138V87L137 88H139L138 89V92L136 91L137 89H136V85L134 86V84L135 83H133L132 81H133V79H131L130 77H129V73ZM148 72V71H147ZM137 73V74H136ZM149 73V72H148ZM165 73H163V74H165ZM179 73V74H178ZM143 74V73H142ZM147 74V73H146ZM150 74V73H149ZM168 74H170L169 72H168ZM168 74H166V76L168 75ZM183 74V73H182ZM172 75H169V76H172ZM132 76H134V75H132ZM162 76V75H161ZM168 76V77H169ZM209 76V75H208ZM211 76V75H210ZM69 77V76H68ZM151 77V76H150ZM164 77L165 76H163V79H164ZM168 77H165V79H167ZM155 78V77H154ZM161 78V77H160ZM213 77H212V79H214ZM132 81H131V80ZM151 79V78H150ZM208 79V78H207ZM211 79V80H212ZM214 79V80H215ZM147 80V79H146ZM153 80V79H152ZM159 80V79H158ZM145 81V80H144ZM150 81V80H149ZM148 81V82H149ZM163 81V80H162ZM172 81V80H171ZM209 81V80H208ZM134 82H136L135 80H134ZM159 82V81H158ZM157 82V83H158ZM167 82V81H166ZM145 83V82H144ZM150 83V82H149ZM165 82L163 81V83L162 84H164ZM169 83V82H168ZM168 83H166L167 84V86H169L168 85ZM178 83V82H177ZM176 83V84H177ZM180 83H181V81H180ZM211 83H212V81H211ZM147 84V83H146ZM155 84V83H154ZM159 84V83H158ZM156 85V84H155ZM161 85V84H160ZM172 85H173V87H175L174 86V83L172 82ZM198 85V84H197ZM196 85V86H197ZM149 86V85H148ZM152 86V85H151ZM167 86L164 84V87H166V89H167ZM191 86V85H190ZM189 86V87H190ZM195 85H193V87H194ZM196 86H195V88H196ZM210 86V85H209ZM155 87H158L157 85L155 86ZM155 87H154V89H155ZM163 87V86H162ZM163 87V88H164ZM170 87V86H169ZM168 87V89L167 90H169L170 88ZM189 87L187 86V88H188V91H186L185 90V93H184V95L182 96L181 95V98L180 97H178V98H180L179 99V101H180V103L181 104H183V108H181L180 107V103L179 102H177L178 101V99H177V97H174V100L173 99H169V96H168V99L170 100L169 101V103L173 100V102H171L170 104L171 105H168L169 106V109L170 110H168L167 111V109H166V107H164V109H166L165 111H167V112H163V109L160 107V105L159 104H161V100H162V98L164 97L163 96V93L164 92H160V93H162V95L161 96H163V97H159L161 100H156L157 98L155 97V96H157V95H155L154 96V98H155V100H154V102L156 101V102H160L159 104H158V109L159 108H161L160 110H158L157 112V115L155 116L154 115V120H156V121H154L152 118H151V116H150V114H149V116H150V120H151V122H150V120L148 121V122H150V124H152L153 123V121L155 122L154 124H156L155 126H163V128H159L160 129V133H158V134H161V140H159L158 138L159 137H157L158 135L157 134H152L153 132H155V131H153L152 130V133L150 132L151 131V129H154L152 126H153V124H152V126H150V128L151 129H149L150 131V133L152 134V137H155L156 135V137H157V139L159 140V142H162V143H165L166 141V138H167V136L169 135V133H171V132H169L168 134H167V132L169 131H167L166 132V130L169 128V129H171V125H170V123L168 122L169 120H166V119H164L165 118V116L167 115V116H169L168 114L169 113H171V116L174 118V119H177V120H173L174 122L175 121H178V120H181L183 117H185V116H183V115H181V112L179 113L178 111H179V109H184V110H186V108L187 109H193L194 107H197L198 105H202V103H200L201 101V99L203 98L202 96V98L200 99L199 98V94L201 93L200 92V90L202 89V88H198L197 87V89H195L194 90V88H193V90L194 91H192L191 89H190V91H189ZM200 87V86H199ZM212 87V86H211ZM210 87V88H211ZM163 88H158L159 90L161 89L162 91H165V90H163ZM185 88H186V86H185ZM215 88V87H214ZM152 89V88H151ZM165 89V88H164ZM212 89H213V87H212ZM142 90V89H141ZM150 90V89H149ZM203 90V89H202ZM155 91H157V90H155ZM173 91V90H172ZM225 91H227V93L228 94H230L227 98H226V93H225ZM142 92V91H141ZM167 92V95H168V92L169 91H166ZM210 92V91H209ZM139 95H138V94ZM179 93H180V90H179ZM179 93H174V94H177V95H179ZM202 93H203V91H202ZM201 93V94H202ZM213 93H211L210 92V95L211 94H213ZM142 94V93H141ZM156 94H158V93H156ZM165 94V93H164ZM257 95L258 96V94H260V96H258V98H257V100L255 101V99L253 100V102L252 103H248V102H246L245 104H242V99H244V97L245 96H248V100L250 101V96H252V95ZM166 95V94H165ZM170 95V94H169ZM209 95V94H208ZM254 95V96H255ZM142 96V95H141ZM150 96V95H149ZM172 96V95H171ZM224 96H225V98H224ZM254 96H252V97H254ZM79 97V96H78ZM207 97V96H206ZM210 97V96H209ZM142 98H143V96H142ZM153 98V99H154ZM158 98V99H159ZM171 98V97H170ZM177 100H176V99ZM211 98V97H210ZM245 98V99H246ZM150 99H151V97H150ZM182 99V100H181ZM167 100V99H166ZM208 100H209V98H208ZM77 101V100H76ZM168 101V100H167ZM215 101H211L212 103L214 102L215 103ZM78 102V101H77ZM90 102H89V104H90ZM144 102V101H143ZM208 102V101H207ZM206 102V103H207ZM211 102L209 101V103L211 104ZM81 103V102H80ZM86 103V102H85ZM139 103H141L140 105H144L145 106V104L144 103H146V101L144 102V103H142V102H139ZM168 103V102H167ZM168 103V104H169ZM209 103H207L206 105H210ZM216 103H217V101H216ZM92 104V103H91ZM156 104L157 103H155V107H157L156 106ZM165 105H166V102L164 103ZM96 105V104H95ZM130 105H132V103H130ZM163 105V102H162V104H161V106ZM203 105H205V104H203ZM81 106V105H80ZM91 106V105H90ZM89 106V107H90ZM171 106V107H170ZM87 107V106H86ZM131 106H129L128 107V109L130 108ZM134 107V106H133ZM132 107V108H133ZM143 107V106H142ZM146 107V106H145ZM155 107H153V108H155ZM126 108V107H125ZM132 108H130V109H132ZM94 109H95V107H94ZM93 109V110H94ZM98 108H97V110H99ZM116 109V110H115ZM145 109V108H144ZM147 109V110H146ZM145 109V111L147 112H145L146 114H148V108H146ZM89 110V109H88ZM113 110H115L114 111V115H116V116H114V115H112L111 114V112L113 111ZM126 109H124L123 110V114L122 115H128V114H130V113H126V114H124V111H125ZM133 110V109H132ZM155 110V109H154ZM157 110V109H156ZM156 110L154 111V114L156 113ZM196 110V109H195ZM197 110H198V107H197ZM197 110H196V113H197ZM199 110H200V108H199ZM198 110V111H199ZM92 111V110H91ZM116 111H118L116 114H115V112ZM127 111V110H126ZM134 112H136V110L134 109L133 110ZM170 111V112H169ZM183 111V110H182ZM186 111H188V110H186ZM192 111H194V109L192 110ZM94 112V111H93ZM93 112H91V113H93ZM128 112V111H127ZM129 112H132V111H129ZM184 112V111H183ZM183 112H182V114H183ZM195 112V111H194ZM194 112L192 113L191 112V110H190V114L189 113H185V115H186V117H185V119H188L189 121L188 122H195V121H193L194 120V117L193 116H191L192 114H194ZM90 113V112H89ZM90 113V114H91ZM96 113H97V111H96ZM105 113V114H104ZM133 113V112H132ZM139 112L137 111V114H138ZM153 113V112H152ZM168 113V114H167ZM192 113V114H191ZM195 113V114H196ZM89 114V115H90ZM100 114V113H99ZM136 114V113H135ZM163 114H165V116H164V118H163ZM97 115V114H96ZM108 115H106L107 117H108ZM122 115H121V117H122ZM126 115V116H127ZM134 115V114H133ZM152 115V114H151ZM93 116V115H92ZM129 116V115H128ZM131 116H132V114H131ZM139 116V115H138ZM148 116V117H149ZM170 116V117H171ZM183 116V117H182ZM199 116H200V114H199ZM90 117V116H89ZM104 117H102L103 119H107V117L106 118H104ZM108 117V119L110 120H108V122H112V120H113V117ZM95 118H96V116H95ZM144 118V117H143ZM143 118H141L140 120H142ZM167 119H168V117H166ZM94 119V118H93ZM119 119L121 120V118H120V115H119ZM127 119H130V116L129 117H127ZM132 120H133V118H131ZM145 119H146V117H145ZM161 119H164V120H166L167 122H163V120H161ZM170 119V118H169ZM101 120V119H100ZM124 120H126L125 119V117H124ZM153 120V121H152ZM201 120V121H200ZM106 121V120H105ZM105 121H103L102 120V122H104V123H107V122H105ZM114 121H117V123H118V119L116 120H113V122L111 123V125L114 123ZM126 121H129L130 122V120H126ZM161 121V122H160ZM182 121H184V120H182ZM186 121V120H185ZM96 122H97V120H96ZM95 121H94V123L92 124V125H96L97 123H96ZM101 122V121H100ZM99 122V120H98V123H100ZM120 122H122V121H120ZM119 122V123H120ZM123 122H125V121H123ZM140 121H138L137 122V124L139 123ZM147 122V120L146 121H144V122H142L141 123V125L139 126V130L140 131H137L136 130V128H135V130H136V136L135 135H132L133 137L135 136L136 138L134 139L135 140V143L137 144V143H141V141L140 140H143L144 139V137L146 138V135L148 136V127H149V125H147L148 124V122ZM171 123H174V122H172V121H170ZM180 122V121H179ZM96 123V124H95ZM127 123V122H126ZM191 123V124H192ZM115 124V123H114ZM175 124H176V122H175ZM180 124H182V122L180 123ZM206 125L208 124V127H209V123H205ZM213 124V123H212ZM217 124V123H216ZM215 124V125H216ZM219 124H220V127H219ZM108 125L109 126H111L109 123H108ZM108 125H107V127H108ZM116 125V124H115ZM114 125V126H115ZM120 125V124H119ZM118 125V126H119ZM132 125V124H131ZM134 125H136V124H134ZM177 125V124H176ZM198 125V124H197ZM202 125V124H201ZM200 125V126H201ZM204 125V124H203ZM118 126H116L117 128V130L115 129V127H113L112 129H111V132L110 133H112V131H114V129L116 130V131H120L121 132V130H122V128H123V126H119V128L120 129H118ZM133 126V125H132ZM132 126H129V127H125V128H127V129H123V131H124V133L123 134H127V135H129V134H132V133H134L133 132V129H132ZM137 126V125H136ZM136 126H134V127H136ZM187 126H189V124L187 125ZM264 126V125H263ZM262 126V127H263ZM122 127V128H121ZM131 127V128H130ZM211 127H212V125H211ZM211 127H209L208 129H210ZM93 127L91 126V130H93L92 129ZM105 128V125L101 128V129H104ZM108 128H111V127H108ZM128 128H130V129H132V133H130L129 131H127V132H129V133H127V132H125L126 130H128ZM197 128V127H196ZM264 128V127H263ZM107 129V128H106ZM199 128H197L196 130H198ZM201 129V128H200ZM200 129H199V131H200ZM90 130V131H91ZM108 130H110V129H108ZM108 130H106V132H109ZM154 130H156V129H154ZM161 130H165V132H163V131H161ZM173 130V129H172ZM188 130H189V128H188ZM193 129H191V131H192ZM196 130H195V132H193L192 133V135H194V133H196ZM89 131V132H90ZM94 131V130H93ZM93 131H91L92 132V134L91 135H93V133H94V137H96V132H93ZM117 132V134L118 133H120V132ZM157 131H158V128H157ZM190 131V130H189ZM194 131V130H193ZM79 132V131H78ZM98 132V131H97ZM147 134H146V133ZM159 132V131H158ZM263 132V133H262ZM96 133V134H95ZM98 133H100V132H98ZM103 133H105L104 131H103ZM103 133L101 134L102 136H103ZM115 133L116 132H114L113 133V135L112 136H110V137H113L114 135H115ZM121 133V134H122ZM134 133V134H135ZM157 133V132H156ZM173 133V132H172ZM199 133V132H198ZM106 134V133H105ZM121 134H119L120 136L118 137V135H116L115 137H113L112 139H113V141H111V144H112V142L114 143V140H115V138H117L118 137V139L121 137H123V141L125 140L124 138H126V137H124L123 135L121 136ZM187 134H189V136H190V133H188L187 132ZM210 134V133H209ZM100 135V137L102 138V136ZM145 135V136H144ZM173 135L175 136V134L173 133ZM172 135V136H173ZM178 135V134H177ZM190 136V138L192 137H194V136ZM97 136H98V134H97ZM105 136V135H104ZM109 136L107 137V138H109ZM131 136V135H130ZM131 136V137H132ZM173 136V137H174ZM181 136V135H180ZM188 136V135H187ZM211 136V135H210ZM87 137V136H86ZM106 137V136H105ZM132 137V138H133ZM149 137H151V136H149ZM149 137H148V140H149ZM156 137L154 138V140H149V142H152V141H155V139H156ZM166 137V138H165ZM176 138H178L177 136H175ZM174 137V138H175ZM185 137V136H184ZM104 138V137H103ZM107 138H105V140H107V141H109V139H107ZM165 138V139H164ZM170 138H171V136H169V140H170ZM181 138L183 139V137L181 136ZM190 138H188V139H190ZM191 138V139H192ZM99 139V138H98ZM111 139V138H110ZM147 139V138H146ZM146 139H144V140H146ZM157 139H156V141H157ZM172 140H173V138H171ZM187 139V140H188ZM104 140V139H103ZM102 140V141H103ZM134 140H133V142H134ZM136 140H138L137 142H136ZM172 140H171V143H172ZM177 140V139H176ZM186 140V139H185ZM218 140V141H217ZM220 140H222V142L219 144V146L218 145H216V142H218L219 143V141ZM89 141V140H88ZM118 141V140H117ZM120 142H121V139L119 140ZM122 141V143H124ZM175 140H173V142H174ZM91 142V141H90ZM110 142V141H109ZM108 142V144L110 145V143ZM169 142V141H168ZM186 142V141H185ZM188 142V141H187ZM93 143V142H92ZM105 143V142H104ZM107 143V142H106ZM115 145L114 144H112V146L114 145V146H116V147H118V145L119 144H117V142L115 141ZM121 143V144H122ZM126 143V142H125ZM127 143H129L130 144V142H129V140H128V142ZM131 143H132V141H131ZM135 143H133V144H135ZM155 143V142H154ZM161 143V144H162ZM167 143V142H166ZM237 143H239V144H237ZM89 144V143H88ZM107 144V148L106 149H108V145ZM129 144H128V146H129ZM136 144H135V146L133 145L132 146V148H131V145L132 144H130V148L132 149V150H135L136 151V149L137 150H141V149H143L144 151H141V152H143L142 154H143V156H145V147L147 146V145H144L143 144V148H141V149H139L138 147L136 148ZM146 144V143H145ZM148 144V143H147ZM152 144V143H151ZM168 144V143H167ZM167 144H165V145H167ZM179 144H181V143H179ZM198 144H200V142H198ZM127 145V144H126ZM125 144L124 145H120V147H119V149L121 148L122 149V146L124 147V146H126ZM152 145H154V144H152ZM177 145V144H176ZM176 145H173V146H176ZM239 145V146H238ZM106 146V145H105ZM104 146V147H105ZM140 146V145H139ZM145 146V147H144ZM148 146H149V144H148ZM163 146V148H164V145H162ZM171 146V145H170ZM195 146H196V144H195ZM195 146H192L193 148H198L199 146L197 145L196 147ZM218 146V147H217ZM95 147V146H94ZM101 147L102 146H100V148H99V151H100V149H101ZM151 147V146H150ZM149 147V148H150ZM184 147H186V145L184 146ZM200 147H199V149H200ZM233 147V148H234ZM68 148H69V150L71 151V153H72V151H73V149L74 148H72V147H70V146H68ZM115 148V147H114ZM125 148H128L127 146L125 147ZM134 148H136V149H134ZM168 148V147H167ZM170 148H172V150H177V149H173L174 147H170ZM188 148V147H187ZM203 148V147H202ZM201 148V149H202ZM205 148H203V151L200 149H198V151H202V153H203V155H205L204 153L205 152H207L206 151V149ZM207 148V150L209 151V149ZM236 148H234V149H236ZM120 149V150H121ZM129 149V148H128ZM131 149H130V151H131ZM165 149V148H164ZM163 149V150H164ZM169 149V148H168ZM189 149V148H188ZM187 149V150H188ZM191 149V148H190ZM204 149H205V151H204ZM226 149V150H227ZM237 149V150H238ZM95 151H96V149H94ZM102 150V149H101ZM109 150V149H108ZM108 150H106L105 152H107ZM111 150V149H110ZM119 150V151H120ZM125 149L123 148V150L122 151H124ZM166 150V149H165ZM182 150V149H181ZM183 150H185V148H183ZM182 150V151H183ZM186 150V153L187 152H189L190 150H188L187 151ZM220 150V149H219ZM233 150V149H232ZM98 151V150H97ZM96 151V152H97ZM98 151V152H99ZM126 151H128V150H126ZM125 151V152H126ZM168 150H166V151H164V153H166ZM170 151V150H169ZM174 151V152H175ZM211 151V152H212ZM242 151H237L239 154H240V152H242ZM116 152V151H115ZM139 152V151H138ZM141 152H139V153H141ZM174 152L173 151H170V154L171 155H174ZM176 152H180V154H178L177 153V155L175 154L174 155V159L176 158V156H182V154H181V151H176ZM185 152V151H184ZM193 152H195V151H193ZM211 152H210V157H211ZM220 152V151H219ZM222 152V151H221ZM227 152V151H226ZM225 152V153H226ZM232 152H234V151H232ZM231 152V153H232ZM236 151L233 153V154H235V153H237ZM108 153H109V151H108ZM135 153V152H134ZM198 153V152H197ZM208 154H209V152H207ZM230 153V152H229ZM228 153V156H229V158H231V157H233L234 158V156H231V153L229 154ZM237 153V154H238ZM166 154H168L169 155V152H167ZM185 154V153H184ZM199 154V153H198ZM198 154H196V156L198 155ZM207 154V155H208ZM213 154V153H212ZM236 154V155H237ZM238 154V155H239ZM73 155V154H72ZM108 155V154H107ZM121 155H124V154H121ZM139 155H141V154H139ZM167 155V156H168ZM207 155H206V158H207ZM214 155V154H213ZM225 154H224V152H223V154L221 155H218V156H224ZM227 155V154H226ZM236 155H235V157H236ZM241 155V154H240ZM69 156H70V154H69ZM118 156H119V154H118ZM194 156V155H193ZM199 157H200V155H198ZM197 156V157H198ZM215 156H216V154H215ZM215 156H214V158H215ZM228 156L227 157H225V158H228ZM231 156V157H230ZM245 156V155H244ZM243 156V157H244ZM112 157V156H111ZM150 157L151 156H149V160H150ZM208 157H209V155H208ZM210 157H209V159H210ZM213 157V156H212ZM238 157V156H237ZM236 157V158H237ZM242 157V156H241ZM98 158V157H97ZM113 158H116V156H114V157H112V159ZM202 158L203 159H205L204 157H202V155H201V158H200V160H202ZM214 158H211L210 159V161H206V165L208 164V163H213V161L212 160H214ZM219 158V157H218ZM218 158L217 159H215V161L217 160L218 161ZM225 158L223 159V158H221L222 160H224L223 162H225V163H227L226 162V160H225ZM239 158V157H238ZM99 159V158H98ZM101 159H103V160H105V159H107V158H105L104 159V157L102 158L101 157ZM173 159V158H172ZM174 159H173V161H174ZM196 159V158H195ZM199 159V158H198ZM197 159V160H198ZM208 158H207V160H209ZM235 159V158H234ZM241 159V158H240ZM258 159H260V160H258ZM111 160V159H110ZM152 160H154L153 158H152ZM171 160V159H170ZM184 160V159H183ZM220 160V159H219ZM233 160V159H232ZM231 160V161H232ZM107 161V160H106ZM105 161V162H106ZM109 161V160H108ZM182 161V160H181ZM216 161V162H217ZM241 161H243V159L241 160ZM249 161H248V164H249ZM76 162V161H75ZM75 162H74V164H75ZM99 162H102L103 163V161H99L98 160V163ZM111 162V161H110ZM150 162V161H149ZM183 162V161H182ZM216 162H215V166H216ZM219 162V161H218ZM238 162V161H237ZM237 162L235 163V164H237ZM240 162V161H239ZM238 162V163H239ZM245 162V161H244ZM243 162V163H244ZM72 163V162H71ZM97 163V164H98ZM102 163L100 164L99 163V165L101 166L102 165ZM152 163V162H151ZM220 163V162H219ZM218 163V164H219ZM229 163H230V159H229ZM229 163H228V165L227 166H230L231 165V163H230V165H229ZM202 164V163H201ZM217 164V165H218ZM224 164V163H223ZM223 164H222V162H221V164H219L220 165V167H221V165L223 166ZM245 164H247V163H244V165ZM247 164V165H248ZM152 166H153V164H151ZM150 165V166H151ZM157 165V164H156ZM172 165V164H171ZM173 165H174V163H173ZM172 165V166H173ZM198 165V164H197ZM200 165V164H199ZM198 165V166H199ZM203 165L206 167V168H204L203 167ZM203 165H200L198 168H203V170L204 171H206L207 170V166L209 165H205V164H203ZM214 165V164H213ZM226 165L224 164V166L226 167ZM251 165V166H252ZM76 166V165H75ZM119 166L123 169V171L124 172H137V171H139L140 169H141V164L140 163H138V161L134 158V157H127V158H125L124 160H122V161H117V160H114L113 161V164L111 165V166H108L106 169H104L103 170V172H104V176L106 177L105 178V181H103V182H105L108 186H109V188L111 189V188H113L114 186H116L117 185V176H115V170H116V168L118 167L119 168ZM150 166H149V168H150ZM176 166V165H175ZM243 166V164H241L240 165V163H239V168H241V167ZM246 166V165H245ZM244 166V167H245ZM248 166H250V164L248 165ZM248 166H246L245 168H247V170H249V169H251L252 170V167L250 168L249 167V169H248ZM99 167V166H98ZM177 167V166H176ZM176 167H173V168H176ZM195 167V169H196V166H194ZM217 167H219V166H217ZM216 167V168H217ZM224 167V168H225ZM234 167V166H233ZM235 167H237V166H235ZM237 167V168H238ZM256 167V168H255ZM74 168H76V167H74ZM148 168V170H149V172L148 173H150V169ZM236 168V170L238 171V169ZM245 168H241L242 170L243 169H245ZM78 169V168H77ZM76 169V170H77ZM98 169V168H97ZM151 169L153 170V167H151ZM157 169V168H156ZM192 169H193V167H192ZM200 169H196V170H191L192 171V173H194L192 176H191V174H189L191 177H192V179H190V182H192V185L193 184H195L196 185V187L198 188V186L199 187H201V188H203V186H204V183L206 182V181H204V182H202V183H199V177L201 176L200 175V173L202 174V173H204V171L202 172ZM209 169V168H208ZM76 170H74V171H76ZM100 170V168L98 169V171ZM120 170V169H119ZM213 170H214V168H213ZM217 170V169H216ZM215 170V171H216ZM97 171V170H96ZM97 171V174H96V177L97 176H99V175H101V174H103V172H101L100 173V171L98 172ZM143 171H145V170H143ZM158 171V170H157ZM161 171V170H160ZM173 171H177V170H172V172ZM201 171V172H200ZM212 171V170H211ZM215 171H212L211 173L212 174H210L208 177H210V178H212L213 179V183L214 184H212L210 187H211V189H209V188H207V191H206V193L207 194H202V199L204 200V208L202 207V205H203V201L201 202L202 204L200 205V204H198L199 206H201V208L202 209H204L203 210V212H205L206 213V217H207V220L208 221H206V218L203 216V212H202V209H200V207H199V210H201V212H202V216L204 217H200V219H198V223H196V224H198L199 226H200V224H201V220H205L206 222V224L207 223H209L210 224V226H209V228H211L210 230H211V232H212V236L213 237H217V235H218V230H220V226L221 225H223V223H229V221L231 220V208L234 206L235 207V204H240V205H242V206H240L241 208V210L243 211V213H245L246 215V217H245V219H249V218H251V219H253V221H254V219H256V220H259L260 222H261V219L264 217V203H262V202H255L256 201V197H254L255 199H253L252 200V202L253 203H250L251 201H249V203H248V201L246 200V202H245V200H242V199H244V198H241L240 196H238L237 194H239V192H235V194H236V196L237 197H240L241 198V200H240V198H236V197H234L233 198V201H232V203H231V205L230 204H228V203H225L224 201H226V200H222V199H220V198H223V197H220L219 196V193H218V191L219 190H221V188L219 187V189H218V185L219 186H221L220 184L222 183L223 184V182H225L226 181V178H224V180L225 181H222V179H220L219 177H220V175L219 174H216V173H213V172H215ZM219 171V170H218ZM244 171L246 172V169L245 170H243V171H238V172H234V173H238L239 174V172H243L244 173ZM260 171V170H259ZM77 172V171H76ZM146 173H147V171H145ZM171 171H169V173H172ZM248 172V171H247ZM246 172V173H247ZM251 172V171H250ZM142 173V172H141ZM168 173V174H169ZM175 173V175H176V172H174ZM173 173V174H174ZM209 173V172H208ZM223 173V172H222ZM251 173H253V172H251ZM250 173V174H251ZM99 174V175H98ZM137 174V173H136ZM145 174V173H144ZM247 174H249V173H247ZM254 174V173H253ZM253 174H251L250 176L252 177L253 176ZM119 175V174H118ZM147 175H149V174H147ZM230 175V174H229ZM229 175L227 176V177H229ZM233 175H235V174H233L232 173V175H230V178H232V177H235V176H233ZM239 175H241V174H239ZM238 175V176H239ZM122 176V175H121ZM138 176V175H137ZM136 176V177H137ZM140 176V175H139ZM141 176H142V180H143V174H141ZM140 176V177H141ZM237 176V175H236ZM237 176V177H238ZM247 176V175H246ZM100 177V176H99ZM135 177V180L137 179ZM236 177V178H237ZM240 177V176H239ZM261 177V176H260ZM228 179V180H231V179ZM245 178V177H244ZM244 178H237V180H236V183L239 185V184H241L244 180ZM248 178H250V177H248ZM254 178H256L255 177V175H254V177L252 178V179H254ZM102 179V178H101ZM101 179H96L95 178V180L94 179H92L93 181L92 182H95V184H100V185H102L103 183H101V182H97L96 183V181L97 180H99V181H101ZM140 179V178H139ZM138 179V180H139ZM140 179V180H141ZM256 179H258V181L260 182V180H259V177L258 178H256ZM123 180H125V179H123ZM139 180V181H140ZM141 180V181H142ZM205 180V179H204ZM227 180V181H228ZM220 181H222V182H220ZM250 181V180H249ZM257 180H255V182H258ZM128 182H130V181H127V184H128ZM189 182V183H190ZM219 182V183H218ZM230 182H232V181H230ZM230 182H228L229 184H227V182H226V184H224L225 186L226 185H229V187L227 186V189L229 188V190H228V193H230V191L231 192H233L231 189L232 188H230V186H231V184H232V186H233V183H230ZM253 183V180H251V184H255L256 185V183ZM142 183V182H141ZM188 183V184H189ZM236 183L234 184V185H236ZM93 184V183H92ZM176 183H174L173 185L176 187V185H175ZM191 184V183H190ZM211 184V183H210ZM251 184H249V182H247L246 184H244V185H242V187H239L238 186V188H240L241 190H239V189H237V190H239V191H244L245 190V192H247V193H249L250 194V192H252V194H254V196H256L255 194H256V192L255 191H258V189L256 188L257 187V185H256V187L254 188H252L251 186ZM94 185V184H93ZM92 185V188L94 187H97V189H98V187L100 186V185H95V186H93ZM215 185V186H214ZM251 185V186H250ZM126 186V185H125ZM180 186V185H179ZM190 186V185H189ZM224 186V187H225ZM237 186V185H236ZM250 186V188L247 190V188ZM100 187H102V186H100ZM118 187H119V191H118V193H121L122 191H124V186H122V185H118ZM146 187V186H145ZM191 187V186H190ZM214 187H216L217 188V193H218V195H214V193L213 192H215L216 190V188H214ZM222 187V186H221ZM234 187V186H233ZM91 189V194H92V197H90L91 198V203H90V205H91V207H92V209H94V211H96L98 214H100L101 215V217H102V219H103V221L105 222V223H108V224H111L113 221H112V217L111 216H109V215H107V214H105V211H104V205H105V195H94L93 196V194H94V192H95V190H96V188L95 189ZM127 188V187H126ZM139 188H140V186H139ZM155 188V187H154ZM212 188H214V190L212 189ZM243 188H244V190H243ZM246 188V189H245ZM143 189V187L141 186V189H139L138 190V194H136L137 196H139V195H142V197H141V199L138 201V203H141L142 202V199L144 200V198H143V195L144 196H146V191L144 192V191H142V192H144L145 194H141V190ZM149 190H151L150 189V186H149V188H148ZM173 189L175 190V188L173 187ZM94 192H93V191ZM153 190V189H152ZM178 190V189H177ZM196 190V189H195ZM205 190V189H204ZM208 190H210V191H208ZM213 190V191H212ZM225 190V189H224ZM249 190H250V192H249ZM170 191H172V190H170ZM200 191H201V189H200ZM203 191V190H202ZM201 191V192H202ZM226 191V190H225ZM89 192V193H90ZM93 192V193H92ZM97 192V191H96ZM129 192V191H128ZM139 192H140V194H139ZM151 192V191H150ZM173 192V191H172ZM198 192V191H197ZM221 192V191H220ZM223 192V191H222ZM240 192V193H241ZM244 192V193H245ZM123 193V192H122ZM174 193V192H173ZM172 193V194H173ZM178 193V192H177ZM213 193V194H212ZM216 193V192H215ZM91 194H89V195H91ZM96 194V193H95ZM149 194V193H148ZM147 194V195H148ZM199 194V193H198ZM201 194V193H200ZM231 194V193H230ZM241 194H243V192L241 193ZM240 194V195H241ZM246 194V193H245ZM251 194V196H253ZM123 195V194H122ZM173 195H175V194H173ZM172 195V196H173ZM233 195H234V193H233ZM220 198H219V197ZM221 196H223L222 194H221ZM125 197V196H124ZM140 197V196H139ZM112 198V197H111ZM110 198V199H111ZM149 198V197H148ZM151 198H154V197H151ZM225 198V197H224ZM237 200H236V199ZM150 200V199H149ZM152 200V199H151ZM228 200V199H227ZM111 201V200H110ZM116 202H117V200H115ZM194 201H196V200H194ZM90 202V201H89ZM112 202H113V200H112ZM112 202H110V203H112ZM114 203L115 205L118 203ZM113 203H112V205H113ZM122 203V202H121ZM134 203V202H133ZM137 203V204H138ZM142 203H144V202H142ZM48 204H49V206H48ZM48 204H45V205H47L48 206V208L50 207V203H48ZM120 204V203H119ZM44 205V206H45ZM109 205V204H108ZM124 205V208L127 206H125V204H123ZM135 206H136V204H134ZM139 206H142L141 204H138ZM233 205V206H232ZM110 206V205H109ZM121 206L122 205H120V208H121ZM135 206H133V207H135ZM138 206V207H139ZM53 207V205L51 206V208ZM115 207H118V204L116 205V206H114L113 205V208L112 207H109V208H111V212H112V209H114ZM128 207V206H127ZM119 208V207H118ZM117 208V209H118ZM236 208V207H235ZM234 208V209H235ZM121 209H123V206H122V208ZM120 209V210H121ZM129 209H130V212L132 213V211L133 210H136V208H134V209H132V211H131V208H126V212L128 213V211H129ZM137 209H139V208H137ZM141 209V208H140ZM198 209V208H197ZM115 210H116V208H115ZM118 211L119 213H121L122 212V215L124 214L123 213V211ZM206 210V211H205ZM237 210V209H236ZM53 211V210H52ZM114 211V210H113ZM233 211V210H232ZM241 211V212H242ZM140 212V211H139ZM234 212V211H233ZM109 213V212H108ZM127 213H125L126 215H127ZM131 213H128V215L130 216L131 215V217H132V214ZM134 213H136V211H134ZM133 213V214H134ZM194 213V214H193ZM192 214H193V216L195 215V217H196V214H195V212H193ZM240 213V212H239ZM112 214V213H111ZM137 214V213H136ZM122 215H120L121 217H123ZM240 215V214H239ZM2 216V214L0 215V217ZM119 216V217H120ZM128 216V217H129ZM135 216V215H134ZM137 216L138 215H136L135 217L137 218ZM95 217V216H94ZM98 217V216H97ZM118 217V218H119ZM125 217V216H124ZM134 217V219H136ZM199 217V216H198ZM243 217V216H242ZM93 218V217H92ZM99 218V217H98ZM195 219V218H194ZM197 219V218H196ZM245 219H244V221H245ZM251 219H250V222H252L251 221ZM99 221H100V219H98ZM115 220H116V218H115ZM142 220H143V218H142ZM238 220V219H237ZM255 220V221H256ZM263 220V219H262ZM98 221V222H99ZM118 221V220H117ZM137 221H138V219H137ZM136 221V222H137ZM190 221H192V220H190ZM101 222V221H100ZM231 222V221H230ZM237 222V221H236ZM102 223V222H101ZM118 224L120 223V227H123L122 228V230H123V232L125 233V234H131V238H132V236H134V234H133V231H135L136 229V226H134V222L132 221V220H123V226H121V222H117ZM139 223V222H138ZM144 223V222H143ZM193 223V222H192ZM200 223V224H199ZM238 223V222H237ZM262 224H261V236L262 235H264V220L261 222ZM99 224V223H98ZM98 224H96V225H98ZM116 224V223H115ZM137 224V223H136ZM93 226H95L94 224H93ZM117 226V229L118 230H121V228L120 227H118V225H116ZM198 226V227H199ZM201 226H205L204 224L202 225L201 224ZM208 226H206V228L208 227ZM233 226V225H232ZM97 228L99 227L100 229H102V228H105V226L103 227V224H102V226H96ZM98 228V230H100ZM107 228V227H106ZM105 228V232H102V237L103 236H105V234H107L108 232H106L108 229H106ZM109 228V227H108ZM139 228V227H138ZM137 228V229H138ZM140 228H142V227H140ZM139 228V229H140ZM201 228H203V227H201ZM116 228H115V230H117ZM138 229V230H139ZM205 229V228H204ZM208 229V228H207ZM114 229L112 228V231L111 232H114L113 231ZM142 230H143V228H142ZM109 231V230H108ZM141 231V230H140ZM148 231V230H147ZM204 231V230H203ZM202 231V232H203ZM226 231V230H225ZM117 232V231H116ZM144 232H146V230L144 231ZM143 232V233H144ZM202 232L201 233H199L200 235L202 234ZM251 232L252 231H249L248 229H246V227L243 225L242 226V223H240V224H237V226L236 227H230V231H229V229H228V231H227V233L228 234H226V232H224V234L225 235H228L225 239H223V240H230V244H231V246L232 247H230L231 248V250H232V252H229V253H234L235 254V258L236 257H241L242 258V261H244V262H242V264L243 263H245V264H258V262H256V256L257 257H259L258 256V254H259V252H258V254L257 253H255V251L257 250H255L254 251V248H253V245L252 246H249L248 247V245H249V243H251V244H255L256 245V242L254 241V239H252L251 237H252V234H251ZM118 233H119V231H118ZM117 233V234H118ZM135 234L137 233L138 234V232H134ZM140 233V232H139ZM143 233H140L138 236H139V238H140V240H138L139 242H140V244L142 243L143 244V246H142V244H141V246L139 245V247H141L140 249L138 248V243L136 244L137 246H136V248L138 249L137 251H139V250H144L145 248H142V247H145L144 246V244L146 245V241L145 240H149V239H151L150 237H149V239L147 238V237H144V234ZM205 233V232H204ZM220 233H222V232H220ZM104 234V235H103ZM116 234V235H117ZM133 234V235H132ZM147 234V233H146ZM217 234V235H216ZM110 235V234H109ZM122 235L123 234H120V237L118 238V239H121V237H122ZM127 235V236H128ZM221 235V234H220ZM101 236V235H100ZM137 235H135V237H136ZM138 236H137V238H138ZM146 236V235H145ZM148 236V235H147ZM125 236H123V238H124ZM129 237V236H128ZM128 237H125V238H127L128 239ZM129 237V238H130ZM116 238H117V236H116ZM124 238V239H125ZM100 239H102V238H100ZM124 240L125 241V243H127V241L129 240ZM134 239V238H133ZM130 240H132V239H130ZM130 240L128 241L129 243H130ZM135 240V239H134ZM215 240V239H214ZM222 240V239H221ZM221 240H220V242H221ZM101 241V240H100ZM105 241V240H104ZM107 241V240H106ZM122 241H123V239L121 240V242L120 243H122ZM124 241H123V243H124ZM136 241V240H135ZM149 241H151V240H149ZM154 242H152V245H155V247H156V245H157V243H156V240L154 239L153 240ZM185 241V240H184ZM184 241H181V242H184ZM158 242V241H157ZM181 242H180V244H177L178 246H182L181 245ZM255 242V243H254ZM128 243V245H130ZM132 243H133V241H132ZM154 243V244H153ZM162 243V242H161ZM178 243V242H177ZM185 243H187V242H185ZM185 243H183V244H185ZM197 243V242H196ZM200 243V242H199ZM198 243V244H199ZM135 244H133L134 246H132V244L130 245V247L132 246L133 248V250L132 251H136V248H134L135 247ZM148 244H151V243H148ZM163 244V243H162ZM174 244H176V243H174ZM197 244V245H198ZM229 244V245H230ZM125 245V244H124ZM159 245V244H158ZM166 245V244H165ZM186 245V244H185ZM228 245V246H229ZM127 245H125V247H126ZM146 246H150V248H146V251L149 249L150 251H152V253L154 254V255H156V253L158 252H156V250L151 246V245H146ZM162 246H164V245H162ZM187 246V245H186ZM201 246V245H200ZM200 246H198V247H200ZM258 246V245H257ZM256 246V247H257ZM97 248H100L101 249V246L99 247V246H96ZM105 247V248H104ZM102 246V248H104L103 250H106V246ZM129 247V246H128ZM160 247V246H159ZM172 247V246H171ZM255 247V246H254ZM108 248V247H107ZM186 248V247H185ZM189 248V247H188ZM195 248V247H194ZM201 248V247H200ZM163 250H165L164 248H162ZM168 249H170V248H168ZM167 249V250H168ZM221 249V248H220ZM99 250V249H98ZM102 250V249H101ZM107 250H109V248L107 249ZM110 250H112L111 248H110ZM110 250L108 251V252H110ZM131 250V249H130ZM158 250H159V252H160V250H161V248L159 249L158 248ZM167 250H165L164 252H167ZM173 250V249H172ZM172 250H168V251H170V253H171V251ZM195 250V249H194ZM230 250V251H231ZM190 251V250H189ZM38 252V251H37ZM42 252V251H41ZM112 252V251H111ZM131 252V251H130ZM149 252V251H148ZM147 252V253H148ZM164 252L162 253V254H164ZM198 252V251H197ZM196 251H193V253H196L195 254V262H197L196 260H198V258H199V255H197L198 253H197ZM257 252V251H256ZM32 253H36V251L34 252H32ZM28 254L26 257H27V259L25 258V260H24V263H22V264H25V262H27V260H33L32 258H35V256H37L36 254H35V256H30V255H33V254ZM142 253V252H141ZM146 253V254H147ZM192 253V254H193ZM45 254V253H44ZM148 254H151V253H148ZM147 254V255H148ZM158 254V253H157ZM172 254V253H171ZM171 254H169V255H171ZM182 254H183V256H186V252L184 251H182ZM208 254H210V253H208ZM257 254V255H256ZM39 255H41V254H39ZM38 255V257H40ZM111 255V254H110ZM114 255V254H113ZM112 255V256H113ZM165 255L166 256H168L166 253H165ZM165 255L163 256V259H164V257H165ZM187 255H189V253L187 254ZM196 255H197V258H196ZM260 255H261V253H260ZM13 256H14V253H13ZM46 256V255H45ZM111 256V257H112ZM151 256V255H150ZM171 256H173L174 257V255L172 254ZM233 256V255H232ZM29 257H31L30 259H29ZM159 257V256H158ZM157 257V258H158ZM194 257H190V259H192V263H195L194 262ZM201 257V256H200ZM12 258H15V256L14 257H12ZM17 258H18V256H17ZM45 258V257H44ZM43 258V259H44ZM113 258H114V256H113ZM161 258H162V256H161ZM167 258V257H166ZM185 258V257H184ZM38 259V258H37ZM115 259V258H114ZM113 259V260H114ZM160 258H158V260H159ZM189 259V257H187L185 260H187L188 262H187V264L190 262V259ZM201 259V258H200ZM215 259H217V258H215ZM213 257H211V263L213 264V263H216V262H218V260H215ZM219 259V258H218ZM237 259V258H236ZM261 259V258H260ZM259 259V260H260ZM17 260V259H16ZM36 260V259H35ZM183 260V259H182ZM221 260V259H220ZM219 260V262H221V261H223V260H221L220 261ZM241 260V259H240ZM10 261V260H9ZM18 261V260H17ZM28 261V262H29ZM39 261V260H38ZM37 261V262H38ZM45 261H46V259H45ZM44 261V262H45ZM162 261V260H161ZM201 261H203V260H201ZM11 263H12V260L10 261ZM16 262V261H15ZM40 262V261H39ZM117 262V261H116ZM115 262V263H116ZM198 262H200V261H198ZM197 262V263H198ZM232 262V261H231ZM231 262H229V263H231ZM237 262V261H236ZM236 262H233V263H236ZM62 264V262H60V260L58 259H54L53 258V261L52 260H50V263H49V261L47 260V262H45L44 264ZM140 263V262H139ZM191 263V264H192ZM206 263V262H205ZM223 263V262H222ZM221 263V264H222ZM260 263V262H259ZM263 262H261V264H262ZM14 264V263H13ZM16 264H19V262H16ZM27 264H32V263H27ZM33 264H39V263H33ZM41 264V263H40ZM43 264V263H42ZM190 264V263H189ZM202 264V263H201ZM207 264V263H206ZM232 264V263H231ZM237 264V263H236ZM264 264V263H263Z\"/></svg>",
  "mask_w": 264,
  "mask_h": 264
}]
</instances>
